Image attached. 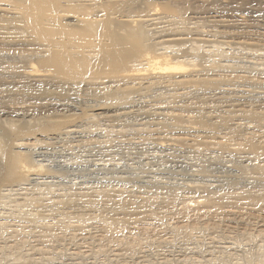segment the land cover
<instances>
[{
	"label": "rangeland",
	"instance_id": "obj_1",
	"mask_svg": "<svg viewBox=\"0 0 264 264\" xmlns=\"http://www.w3.org/2000/svg\"><path fill=\"white\" fill-rule=\"evenodd\" d=\"M174 6L149 27L153 58L138 59L144 68L131 74L139 78L98 74L102 87L62 97L10 91L21 80L13 67H30L33 48L0 30V49L10 52L0 57V111L25 107L26 120L67 118L77 131L24 141L46 167L0 183V264H256L264 256V119L245 112L264 113V0ZM177 61L189 64L183 74L160 70ZM253 133L258 155L243 145Z\"/></svg>",
	"mask_w": 264,
	"mask_h": 264
},
{
	"label": "bare ground",
	"instance_id": "obj_2",
	"mask_svg": "<svg viewBox=\"0 0 264 264\" xmlns=\"http://www.w3.org/2000/svg\"><path fill=\"white\" fill-rule=\"evenodd\" d=\"M155 1L156 0H0V30H16L17 33H15L18 36L22 34L23 31L25 37L22 35L16 37L14 33L15 38L12 40H16L17 38L18 43L33 48L30 51L31 54H29L32 62V64L30 63V67L24 70L22 68L20 69L19 66L13 67V70H15L13 72H16V74L18 73L21 80H19L20 82L18 84H10V87L8 86L10 91L11 88H13L14 91L21 88L24 90L26 89L28 93H35V95L41 93L42 96L57 95L62 97L79 91V89L92 87L93 84H100L99 87H102V81L94 83V80L97 78H93V76L98 74H106V76L112 78V81L115 80L118 82L139 78V75L131 74L140 72L143 70L142 68H144L143 62H138V59L145 57L146 60L149 61L153 58L150 52L152 49L150 40L151 36L153 38L154 35V31L150 29V26L153 25L152 22L154 23V21L158 19L161 20L162 17H169L166 13L170 14L173 12V8H175L174 5L177 3L182 4L189 0H165L166 2L161 3V5L155 3ZM120 19H124V21H120ZM122 31L126 32L125 36H121L120 32ZM1 32L2 31H0V34ZM3 32L4 34H1V36L6 34L5 31ZM12 34L13 33H11V35ZM106 42H109V46H105L104 43ZM18 43L15 44L17 45ZM5 45L6 43L2 46ZM2 46L0 49V57L7 56L10 53L7 54L6 51L2 49ZM6 48H10V46H6ZM25 55L20 54L21 57ZM177 62L176 64L169 65L167 68L160 70H163L162 72L166 74L168 73V75L170 72L175 75L183 74L180 71H184L189 64H187V62ZM127 64H132L128 70L125 69ZM146 66H148V64ZM125 70L127 73L122 75ZM16 74L15 76L17 77ZM180 83L184 82L181 81L177 84L180 85ZM202 83L204 82H200L199 84ZM217 83V80H212L207 84L216 85ZM134 90V88H129L124 92L132 93ZM105 91L108 90L101 89L99 92L105 95L107 93H105ZM219 92L236 96H244L247 94L246 91H236L234 89H224ZM181 96L186 97L187 94L178 95V97ZM116 103L123 106L124 104L126 105L127 102L125 98L122 97L120 99L118 97ZM43 105L44 104H42V106ZM51 105L55 108H57V106L59 107L57 103L50 104L49 107ZM45 107L44 109H46ZM99 110L102 111L104 109L101 108ZM28 112L31 111L25 107L13 109L9 112L0 111V126L3 127V130H1L3 131V136L0 138V183L8 180H18L21 177L25 178V174L27 173L35 174L36 168L41 171V169L43 170L44 167H46V165L44 166L38 161L31 159V153L29 154L24 151V149H27L30 145L24 141L29 138L36 139L38 134L42 135L50 132H57L59 134L63 131H67V133L77 132L76 129L72 127L64 126L67 123L63 121L67 118H57L58 120L52 118H33L31 120H26L29 117ZM245 112L251 113V115H249L250 119L257 121L259 119H264L263 112H256L255 110ZM109 113L111 112L106 111L105 114L107 115ZM101 114L103 115V112ZM168 117L176 120L182 119L179 115L169 114ZM197 119L203 121L205 117H198ZM224 121L225 120L221 119L218 124L212 126V128L214 129L215 127L223 125ZM236 128L237 129L234 130L239 131L240 126H236ZM242 140L245 141L243 145H245L250 152L258 155V147L256 145V136L254 133L250 134L248 138L244 136ZM223 143L220 142L218 145H222ZM30 176L33 175L26 176L25 182H36L38 180L46 181L44 183L49 182L46 180L48 178L35 177L31 179ZM20 185H22V183L19 184L18 187H20ZM13 190H5L4 192L10 193ZM6 198L7 194L0 195V207L5 206ZM197 204L204 205V202L200 200L197 201ZM256 262L254 263L264 264V256L256 259Z\"/></svg>",
	"mask_w": 264,
	"mask_h": 264
}]
</instances>
